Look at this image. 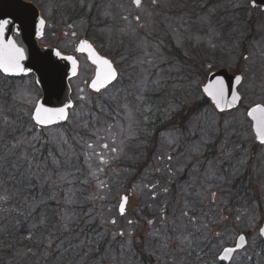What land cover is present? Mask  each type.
I'll list each match as a JSON object with an SVG mask.
<instances>
[{
    "label": "rangeland",
    "instance_id": "rangeland-1",
    "mask_svg": "<svg viewBox=\"0 0 264 264\" xmlns=\"http://www.w3.org/2000/svg\"><path fill=\"white\" fill-rule=\"evenodd\" d=\"M27 1L45 21L38 47L75 56L79 69L69 82L74 105L67 123L43 129L21 121L26 115L31 121L40 98L34 77L0 75V200L9 197L0 206L18 197L8 188L7 166L25 164L39 193L22 200L28 227L18 238L31 241L34 232L46 230L45 249L52 246L56 254L43 260L32 245L12 249L8 238L0 264L84 263L59 257L65 246L82 245L85 230L99 231L94 240L107 239L103 264H130V258L117 261L115 252L117 244L122 252L133 250L137 216L147 219L139 231L149 254L174 246L170 264H196L188 248L195 233L210 235L214 252L246 234L248 247L233 264L247 261L258 251L264 220V145L256 143L245 114L264 105V16L250 0H141L139 6L132 0ZM245 20L252 22L249 35ZM83 40L118 72L97 97L88 89L94 67L75 53ZM223 67L243 76L242 106L218 113L201 87ZM236 180L255 202L228 205Z\"/></svg>",
    "mask_w": 264,
    "mask_h": 264
},
{
    "label": "water",
    "instance_id": "water-1",
    "mask_svg": "<svg viewBox=\"0 0 264 264\" xmlns=\"http://www.w3.org/2000/svg\"><path fill=\"white\" fill-rule=\"evenodd\" d=\"M132 1L134 3V0ZM250 1L253 8H261L264 11V0ZM41 20H43V18L41 17L40 11L30 1L0 0V22L8 21L7 25L0 31V61L6 60L13 55L9 47V41L13 42L17 48H22L25 56V59L20 61L25 69L24 72H19L17 70L15 72L6 73L0 70V74L7 78L34 77L35 85L40 91V98L37 100L32 110L31 121L37 129L61 126L67 122L69 111L74 105L71 100V87L69 82L77 76L79 68V62L76 60L75 56L61 53V56L57 57L55 53L58 50L38 47V40L43 37L45 28V21L43 20L44 24L41 25ZM82 42L86 43L82 44ZM75 51L78 55H84L88 63L95 67L94 76L88 85L90 91L98 93L115 82L117 72L113 64L110 60L101 56L90 42L85 40L80 41L76 45ZM67 57H71V59H66ZM105 60L109 62L111 70H114L116 73L115 79L110 81L106 80L110 69L108 65L103 63ZM73 61H75V63H73ZM74 71L75 74H73ZM236 76L241 77L240 83L236 82ZM217 80H222L224 82L225 93L223 97L214 99L205 92V87L209 84H214ZM94 81H96L98 85L103 83L104 86L100 87V90L97 91L91 86ZM241 82V75H232L228 72L227 68L223 67L211 72L207 76L205 84L201 87V91L204 97L213 105L215 111L218 113H225L237 108L241 99L237 88ZM234 97H238V99H234ZM217 101H219V103H217ZM39 104H43L46 108H61L68 104H70L71 107L66 108V119H54L53 122L42 125L35 119V110ZM254 109L258 110L253 111ZM250 112L252 115H249ZM246 116L251 122V129L256 143L258 145H264V143H261V137L264 136V106L260 104L252 106L246 112ZM124 197L126 196L121 197L118 206V212L121 216L125 214V207L127 204V200H124ZM122 204L123 212H121ZM261 228H264V221L259 229V235L264 240V234L260 232ZM241 236L244 237L243 241L240 240ZM245 245V235L239 234L236 238L234 247L231 248L234 249V251L228 254L227 259H229L235 251L242 250ZM224 250L220 255V259L225 256Z\"/></svg>",
    "mask_w": 264,
    "mask_h": 264
},
{
    "label": "trees",
    "instance_id": "trees-1",
    "mask_svg": "<svg viewBox=\"0 0 264 264\" xmlns=\"http://www.w3.org/2000/svg\"><path fill=\"white\" fill-rule=\"evenodd\" d=\"M249 18H253L255 20V22H257V19L253 16H249ZM248 18V19H249ZM247 19V18H246ZM252 19V20H253ZM7 79V78H6ZM98 96V95H97ZM95 96V97H97ZM204 104H208V102L206 101V99H203V105ZM182 122L186 121L185 117H180ZM11 119H13V116H11ZM21 121H23L24 123H32L30 121V119L26 116L22 117ZM33 125V124H32ZM65 125V124H64ZM62 125V126H64ZM165 123H163V127L165 129ZM34 126V125H33ZM62 126H58V127H62ZM148 154L150 155V151L148 150ZM205 155H207V153H205ZM12 165H8L6 168V171L9 177V184H8V188H12L14 190L18 191V197L10 204V205H5L8 204L9 202H7L9 200L8 196H5V198L3 197V199L0 200L1 203H3V200H5V204L4 206H0V248H2L3 246H5L6 244H8V238H10V243L9 245H11V248H25L26 250H30V248H35L36 251H38V253H41L42 255L45 254L46 256L43 258V260H47L50 257H53L54 255H56L53 251H54V247H50L49 249V253L46 251L45 246V239L46 236L48 235V231L44 230V231H37L34 232L35 236L34 238L30 241L28 240H23L21 238H18L19 235L24 234L25 233V228L28 227L27 223L24 222L25 220V207L23 206V199L26 200L28 197L33 196L36 197V194L39 193V189L37 188V182H32L28 179L27 174L25 173V164H21L17 163V167H13L12 169ZM0 172H4L3 168H0ZM238 180V177H237ZM237 180L234 181V183L231 185V197L230 199L233 202H230L228 205L230 206L232 203H234V201H236V203H240L242 202V199L246 200L248 198H251V195L249 194H245L246 192L244 191L245 187H239L237 186ZM12 181V182H11ZM243 182V181H239L238 183ZM19 183V184H17ZM20 186H22V190H20ZM241 199V200H240ZM173 200V199H172ZM250 200H252L253 202H255V198H251ZM135 220H137L139 222V228H137V236L142 237L141 236V231H139L140 228L146 227L145 222H147V219L145 218H141L139 216L135 217ZM149 220H153L152 217L149 218ZM192 221V220H191ZM166 231H172L173 226L167 224L165 227ZM146 229V228H145ZM174 231V230H173ZM24 232V233H23ZM167 232V233H168ZM99 233V231H97L95 234H89L88 231H83L81 233V240H82V245L80 247H74L72 250L69 249L68 246L65 251H63V253L61 254V256L59 257L60 259L66 258L67 256H71L72 260L76 261V259H84V263L81 264H103L102 260H101V254L102 253H106V248L104 247V245L107 243V239L104 238L102 239L101 236L98 239H93L92 237L97 235ZM100 235H104L103 233ZM105 235H107V233H105ZM137 236H135L136 238H138ZM200 234H193V235H189V251L190 254L194 256H196V251L198 248L202 247V239L199 240V242L197 241V237H199ZM133 238L130 240V243H132V249L133 250H127V252H122L119 248V245L117 244L116 252L118 253L116 258L117 261L120 260L121 258H125V259H132L130 260V264H145V261L150 259V261H152L154 259L153 255H149V253L147 252V247L145 246V244L142 245V242L137 245V241L138 239ZM195 239V240H194ZM191 242L193 244H191ZM96 243V244H95ZM33 247H32V246ZM194 245V246H193ZM183 248V245H180ZM174 247H171V249H173ZM193 251V252H192ZM183 254V253H182ZM119 255V256H118ZM190 257V256H189ZM188 259H192V257H190ZM65 261V260H63ZM46 262V261H45ZM77 262V261H76ZM47 263V262H46ZM78 264V263H77Z\"/></svg>",
    "mask_w": 264,
    "mask_h": 264
},
{
    "label": "snow or ice",
    "instance_id": "snow-or-ice-1",
    "mask_svg": "<svg viewBox=\"0 0 264 264\" xmlns=\"http://www.w3.org/2000/svg\"><path fill=\"white\" fill-rule=\"evenodd\" d=\"M140 2H141V0H134V3L137 6L140 5ZM154 2H155V0H154ZM7 23H8V21L0 22V31L3 30L4 26L7 25ZM40 23H41V25H43L44 21L41 20ZM83 43H86V42H82V44ZM9 47L11 48L13 55L8 57L6 60L0 61V70H3L6 73L15 72L17 70L19 72H24L25 69L20 63V61L25 59L24 50L22 48H17L14 45V43L11 41H9ZM55 55L57 57H60L61 53L59 51H57L55 53ZM66 59H71V57H67ZM73 63H75V61H73ZM103 63L105 65H108L109 69H110L108 76L106 77V80L110 81L112 79H115L116 73L114 70H111V66H110L109 62L107 60H105V61H103ZM73 74H75V71L73 72ZM235 80L237 83H240L241 77L236 76ZM91 86L94 89H96L97 91H99L100 87H103L104 84L100 83L98 85V83L96 81H94ZM205 92H207L208 95L212 96L214 99H216L217 97H223L224 93H225L224 82L222 80H217V81H215L214 84L207 85L205 87ZM234 99H238V97H234ZM217 103H219V101H217ZM67 107H71V105L68 104L65 107H61V108H46V107H44L43 104H39V105H37L36 110H35V119L39 124H42V125L53 122L54 119H66V117H67L66 108ZM256 110H258V109H254L253 111H256ZM249 115H252V113L250 112ZM261 143H264V136L261 137ZM104 147H107V145H104ZM113 151H115V149H113ZM213 195H215V194H213ZM124 200H127V197H124ZM121 212H123V204L121 205ZM113 223H115V221H113ZM260 232H261V234H264V228H261ZM121 234H123V233H121ZM240 240L243 241L244 237L241 236ZM233 251H234V249L226 248L224 250L225 256L222 257V259H227L228 254L232 253Z\"/></svg>",
    "mask_w": 264,
    "mask_h": 264
},
{
    "label": "flooded vegetation",
    "instance_id": "flooded-vegetation-1",
    "mask_svg": "<svg viewBox=\"0 0 264 264\" xmlns=\"http://www.w3.org/2000/svg\"><path fill=\"white\" fill-rule=\"evenodd\" d=\"M250 7L253 9V10H257V11H259L263 16H264V11L261 9V8H253L252 6H251V3H250ZM250 16H252V14L250 15ZM254 17V16H253ZM256 18V17H255ZM245 22V25H247V30H248V32H246L248 35H249V28H250V26H252V22L251 21H248L247 22V20H245L244 21ZM247 22V23H246ZM256 23V22H255ZM257 25H258V22H257ZM245 30V28L243 29V31ZM251 32V31H250ZM44 35V34H43ZM43 38V37H42ZM41 38V39H42ZM40 39V40H41ZM39 40V41H40ZM39 41H38V44H39ZM75 53H76V51H75ZM68 55H71V54H68ZM77 56H84V55H78V54H76ZM85 57V56H84ZM245 57H246V55H245ZM92 66V65H91ZM92 67H94V66H92ZM228 70V69H227ZM94 71H95V67L93 68V74H92V78H93V76H94ZM234 75H241V74H234ZM242 76V75H241ZM117 77H118V72H117ZM91 78V79H92ZM74 79V78H73ZM116 80H117V78H116ZM242 81H243V76H242ZM242 83V82H241ZM241 85V84H240ZM239 85V86H240ZM110 86V85H109ZM108 86V87H109ZM239 86H238V88H239ZM263 86H264V82H263ZM108 87H106L104 90H102V91H100V92H98V93H94V92H92V91H90V94H92V95H95V96H97V95H100V94H102ZM238 88H237V91H238ZM239 93V92H238ZM240 97H241V95H240ZM255 105H257V104H255ZM260 105H262V104H260ZM242 106V97H241V99H240V101H239V104H238V106H237V108H235L234 110H231V111H235V110H237V109H239L240 107ZM254 106V105H253ZM262 106H264V105H262ZM252 107V106H251ZM251 107H249V108H251ZM248 108V109H249ZM248 109L246 110V112L248 111ZM246 114V113H245ZM249 120V119H248ZM250 121V120H249ZM251 123V122H250ZM259 146H262V145H259ZM264 221V220H263ZM263 221L261 222V225H262V223H263ZM261 225H260V227H261ZM260 229V228H259ZM241 234H244V233H241ZM258 234H259V230H258ZM245 235V237H246V245H245V247L242 249V250H240V251H235L234 253H233V255L229 258V259H220V255H221V253L223 252V250L224 249H226V248H228V247H230V248H232V247H234V245H235V241H236V238H235V240L233 241V242H231L230 244H226L224 247H222L221 249H219L218 250V252H214L213 250H212V248H211V244H212V242H213V239L210 237V235L209 236H205V237H203L202 235H200L199 237H197L198 239H197V242H199V240H201L202 239V247H200V248H198L197 249V251H196V264H233V260H234V258H235V256L236 255H238V254H240V253H242V252H244L246 249H247V247H248V239H247V235L246 234H244ZM138 238H136V239H138V241H137V245H139L140 244V242H141V239H143L142 237H139V236H137ZM208 237H210V239H208ZM259 238H260V241H259V244H258V251L257 252H254V253H252V255H250L249 256V258L247 259V261L245 260V258L241 261V263L240 264H257V262L255 261V257L254 256H256L257 254H259V256L264 260V240L262 239V237L259 235ZM144 244V243H143ZM172 247H174V246H172ZM169 248H171V247H169ZM169 248H167V250L166 251H157V252H155L154 253V255H153V257H154V259L152 260V261H150V259H148V260H146L145 261V264H170V263H172V260L170 259V255H169V252L171 251ZM210 253V255H208ZM256 253V254H255ZM149 255H151V254H149Z\"/></svg>",
    "mask_w": 264,
    "mask_h": 264
}]
</instances>
